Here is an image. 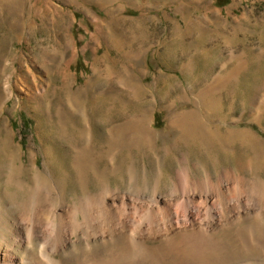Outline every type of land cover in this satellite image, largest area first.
I'll list each match as a JSON object with an SVG mask.
<instances>
[{"label": "rangeland", "instance_id": "374dc122", "mask_svg": "<svg viewBox=\"0 0 264 264\" xmlns=\"http://www.w3.org/2000/svg\"><path fill=\"white\" fill-rule=\"evenodd\" d=\"M23 1L21 8L7 3L0 9L4 204L16 191L20 199L26 196L18 182L34 186L31 168L44 167L46 150L63 161L71 179L73 153L85 146L93 148V158L118 153L111 166L91 168L106 177L118 170L112 183L105 178L112 186L135 188V176L140 189L152 190L160 180L162 192L169 193L183 152L180 160L165 162L162 151L129 133L110 143L109 127L144 118L170 140L171 108L198 110L197 95L209 87L217 88L214 111L233 108L240 126H248L253 110L259 115L264 110V0H230L225 6L216 0ZM254 127L264 136L258 122ZM198 158L192 155L190 163L204 175L205 166L195 167L197 161L212 167L215 160ZM222 159L219 170L233 166ZM19 166L23 177L11 178ZM45 174L51 175L44 168ZM69 188L67 201L85 191L82 184L75 192ZM82 252L73 242L58 257L76 264Z\"/></svg>", "mask_w": 264, "mask_h": 264}, {"label": "bare ground", "instance_id": "6f19581e", "mask_svg": "<svg viewBox=\"0 0 264 264\" xmlns=\"http://www.w3.org/2000/svg\"><path fill=\"white\" fill-rule=\"evenodd\" d=\"M7 3L18 9L24 1L0 0V9ZM216 90L209 87L197 95L198 110L171 108L170 140L144 118L107 129L110 143L129 133L162 151L165 162L175 161L173 156L180 160L183 152V167L169 193L162 192L160 180L152 190H143L132 176L135 188L124 191L110 184L118 170L108 177L91 172L105 162L111 166L116 151L93 158V148H76L69 179L63 161L46 150L44 167L31 168L34 186L18 182L27 190L23 199L16 191L4 204L0 194V264H72L58 256L73 242L83 249L76 264H264V136L254 127L258 122L264 130V110L260 115L253 110L248 126H240L233 108L214 111ZM86 129L94 133L91 126ZM192 155L214 159L213 168L197 161L195 167L205 166V173L196 174ZM222 157L233 166L219 170ZM12 171L11 178L24 175L21 166ZM56 172L63 176L57 178ZM99 176L104 184L97 191ZM80 184L84 193L67 201L69 186L75 192Z\"/></svg>", "mask_w": 264, "mask_h": 264}, {"label": "trees", "instance_id": "16d2710c", "mask_svg": "<svg viewBox=\"0 0 264 264\" xmlns=\"http://www.w3.org/2000/svg\"><path fill=\"white\" fill-rule=\"evenodd\" d=\"M216 3L219 6H225V5H228L230 3V0H216Z\"/></svg>", "mask_w": 264, "mask_h": 264}]
</instances>
